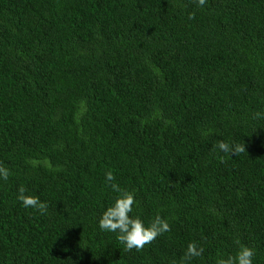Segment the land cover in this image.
<instances>
[{
  "label": "trees",
  "instance_id": "1",
  "mask_svg": "<svg viewBox=\"0 0 264 264\" xmlns=\"http://www.w3.org/2000/svg\"><path fill=\"white\" fill-rule=\"evenodd\" d=\"M0 165V264H264V0H0ZM108 171L170 231H101Z\"/></svg>",
  "mask_w": 264,
  "mask_h": 264
},
{
  "label": "clouds",
  "instance_id": "2",
  "mask_svg": "<svg viewBox=\"0 0 264 264\" xmlns=\"http://www.w3.org/2000/svg\"><path fill=\"white\" fill-rule=\"evenodd\" d=\"M199 7H203L206 0H196ZM188 19H194L193 14H189ZM260 117V113L255 114ZM216 150L230 154L245 151V147L229 144L224 141H217ZM10 176L8 168L0 165V180L7 181ZM105 179L109 182L112 192L116 193L112 203L101 213L98 220V227L101 231L113 233L118 242L126 251H140L145 245L151 243L158 236L170 231V224L166 219L156 216L147 226L145 222L137 217H133V206L136 203L135 195L131 191L122 189L115 183V176L111 171L105 173ZM17 200L25 209H33L41 215L47 213L48 204L41 201L38 196L26 195V189L20 187L17 192ZM203 249L195 242L189 243L184 254L185 264H190L191 260L202 255ZM255 250L241 246L235 255H228L218 259L217 264H253Z\"/></svg>",
  "mask_w": 264,
  "mask_h": 264
}]
</instances>
